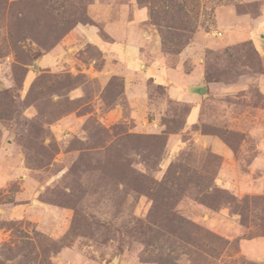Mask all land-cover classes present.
Listing matches in <instances>:
<instances>
[{
  "label": "rangeland",
  "instance_id": "1",
  "mask_svg": "<svg viewBox=\"0 0 264 264\" xmlns=\"http://www.w3.org/2000/svg\"><path fill=\"white\" fill-rule=\"evenodd\" d=\"M87 2L0 0V63L7 79L0 81V264H264L240 248L242 240L264 233V27L257 34L252 22L239 18L263 17L264 0H138L159 36V54L171 65L190 50L188 67L198 60L207 79L238 88L235 97L206 103L195 130L218 135L234 149L245 139L241 167L258 153L246 192L220 186V158L198 145L169 154L166 139L183 126L185 106L168 103L162 134L96 117L80 129V107L93 97H72L85 83L80 74L44 71L26 89L28 67L72 31ZM241 30L254 39L232 42ZM179 38V47L168 44ZM219 41L229 46L212 49ZM86 85L90 92L97 88ZM121 88L114 81L104 102L111 104ZM150 92L164 95L153 84ZM68 117L69 126L60 125ZM208 206L229 208L237 227L208 225ZM262 249L248 246L252 253Z\"/></svg>",
  "mask_w": 264,
  "mask_h": 264
},
{
  "label": "crops",
  "instance_id": "2",
  "mask_svg": "<svg viewBox=\"0 0 264 264\" xmlns=\"http://www.w3.org/2000/svg\"><path fill=\"white\" fill-rule=\"evenodd\" d=\"M87 12L91 23L75 27L58 46L28 67L24 80L26 89L44 71L57 73L68 69L80 74L85 83L80 82V87L72 90V97L81 101L89 94L93 96L91 101L80 107V129L89 117H96L106 125L132 122L138 133L162 134L166 128L160 120L169 112L168 103L185 106L187 110L183 126L179 131L168 134L169 154H178L189 145H198L222 159L217 176L220 186L232 190L237 185L246 192V182L252 174L257 173L258 153L252 162L241 167L239 155L245 149V139L236 152L218 135L202 134L195 130L202 122L206 103L214 98L235 97L238 88L207 81L204 66L198 60L189 61L188 67L186 63L190 50L179 55V61L171 65L166 57L159 54V36L149 24L148 10L141 7L138 0H91ZM239 18L240 21L252 22L257 34L264 27V16L251 18L250 15H243ZM244 31H235L231 36L232 42H236V38L246 41L254 39L250 32ZM228 46L224 41H219L211 47L222 50ZM35 65L38 69L34 68ZM2 68L0 63V81L5 82L7 79ZM117 79L122 84L121 92L111 104H106L103 94L105 90H110ZM88 82L97 88L90 92L86 85ZM150 84L163 88L164 95L153 97ZM204 86L207 94L203 96L199 90ZM31 110L33 112L34 108L28 109ZM71 120L68 117L60 125L67 127ZM235 130L245 133L242 129ZM251 180L257 181L254 178ZM236 219L238 217H232L230 209L224 207L209 213L207 223L213 228L234 223L236 228ZM251 244L263 247L262 252H249L248 246ZM240 248L242 255L250 261L264 262V237L242 240Z\"/></svg>",
  "mask_w": 264,
  "mask_h": 264
},
{
  "label": "trees",
  "instance_id": "3",
  "mask_svg": "<svg viewBox=\"0 0 264 264\" xmlns=\"http://www.w3.org/2000/svg\"><path fill=\"white\" fill-rule=\"evenodd\" d=\"M85 1V0H84ZM90 4V2H89V0H88V2L86 3V5H85V11H84V13H83V17H82V19L81 20H79V19H73L72 20V28H71V30H73L75 27H77L78 25H80V24H88V23H91V19L89 18V16H88V12H87V8H88V5ZM175 27L174 26H171V27H169L168 29L169 30H173V31H176V32H178V31H186L185 30V28H181V30L179 29V28H176V29H174ZM190 33H192V32H190ZM176 34V33H175ZM177 35H179V34H177ZM169 43H173V45L175 46V47H179L180 45H181V40H180V38H179V41H178V43H175V42H171L169 39H168V44ZM178 54H180V51H178ZM41 56H43V55H40V57ZM37 60L38 59H36V61L34 62V63H36L37 62ZM33 63V64H34ZM23 66L26 68L27 67V65L26 64H23ZM27 69V68H26ZM26 72H27V70H26ZM25 75H26V73H25ZM207 81H212V80H209V79H207ZM244 139L242 138V141H243ZM241 141V142H242ZM166 142H167V139H166ZM232 149H234L233 148V146L228 142V141H225ZM240 145H241V143H240ZM234 151H238V149H234ZM216 156V155H215ZM218 157V156H217ZM218 158H220V157H218ZM221 163H222V159L220 158V165H219V169H220V166H221ZM219 169H218V172H219ZM218 172L216 173V176H218ZM208 210H210V211H212V212H217V211H219L220 209L218 208V209H215V208H212V207H210V206H208ZM241 217H245V214H243V213H241V214H239ZM233 216H236V215H234L233 214ZM241 227H245L244 226V224L242 223V225H241ZM211 237H212V239H217V240H221L220 238H218L217 236H214V235H211ZM262 237H264V233L263 234H257V235H255V236H251V237H249V239H255V238H262ZM228 244V243H227ZM204 253V252H203ZM206 254V253H205ZM207 255H211V253H209V252H207Z\"/></svg>",
  "mask_w": 264,
  "mask_h": 264
},
{
  "label": "water",
  "instance_id": "4",
  "mask_svg": "<svg viewBox=\"0 0 264 264\" xmlns=\"http://www.w3.org/2000/svg\"><path fill=\"white\" fill-rule=\"evenodd\" d=\"M34 68L35 69H38V66H34ZM199 94H201V95H206L207 94V92H206V87L204 86V87H202L200 90H199Z\"/></svg>",
  "mask_w": 264,
  "mask_h": 264
}]
</instances>
